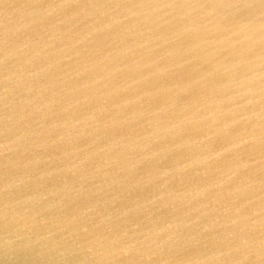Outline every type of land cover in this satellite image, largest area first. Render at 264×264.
<instances>
[{"label": "water", "instance_id": "water-1", "mask_svg": "<svg viewBox=\"0 0 264 264\" xmlns=\"http://www.w3.org/2000/svg\"><path fill=\"white\" fill-rule=\"evenodd\" d=\"M0 264H264V0H0Z\"/></svg>", "mask_w": 264, "mask_h": 264}]
</instances>
